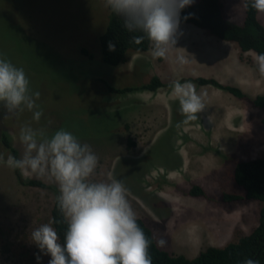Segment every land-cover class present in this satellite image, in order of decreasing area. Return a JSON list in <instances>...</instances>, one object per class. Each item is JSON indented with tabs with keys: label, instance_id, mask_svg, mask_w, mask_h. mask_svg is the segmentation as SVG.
I'll use <instances>...</instances> for the list:
<instances>
[{
	"label": "rangeland",
	"instance_id": "374dc122",
	"mask_svg": "<svg viewBox=\"0 0 264 264\" xmlns=\"http://www.w3.org/2000/svg\"><path fill=\"white\" fill-rule=\"evenodd\" d=\"M220 1L224 15L240 23L244 0ZM107 14L105 0H0V53L25 69L30 88L40 93L36 103L43 112L37 122L26 108L8 113L0 104V130L18 158L25 125L44 129L49 136L61 128L72 132L98 157L91 179L122 181L137 217L149 227L156 245L171 254L190 258L207 245L222 246L248 233L257 222L258 202H224L220 194L243 193L232 179L235 161L264 157V107L192 82L205 107L196 120L180 123L185 118L170 87L117 94L107 85L146 83L156 75L163 83L202 76L237 87L223 73L231 61L244 68L246 82L256 84L239 87L253 97L264 93L254 52H241L233 41L180 22L178 48L167 59L153 58L149 45L144 51L129 50L123 62L109 65L101 60L97 40ZM256 17L264 27V13ZM180 54L190 62L176 63ZM0 154L5 160L10 154L1 143ZM32 178L51 185L54 192L19 184L12 168L0 163V264H48L51 258L30 234L48 223L59 192L55 183ZM191 184L204 196L189 195Z\"/></svg>",
	"mask_w": 264,
	"mask_h": 264
},
{
	"label": "clouds",
	"instance_id": "9594fccd",
	"mask_svg": "<svg viewBox=\"0 0 264 264\" xmlns=\"http://www.w3.org/2000/svg\"><path fill=\"white\" fill-rule=\"evenodd\" d=\"M192 3L193 0H105V6L123 20L124 28L141 33L132 37L133 42L140 44L147 39L152 57L164 59L178 48L175 45L180 13ZM250 5L264 13V0H250ZM115 47L109 42V50ZM253 60L264 76V53ZM189 62L186 55L176 57L180 65ZM169 87L185 118L180 123L196 120L205 105L195 84L177 79ZM39 97V91L30 88L25 69L0 53V104L4 109L16 113L26 108L38 122L43 115L36 103ZM19 141L23 146L21 156L8 154L5 160L0 154V163L18 169L26 179L35 176L55 183L59 192L56 204L67 225L63 243L54 227L55 220L39 225L30 234L40 251L51 257L48 264H152L151 241L138 223L123 182L115 178L91 179L98 157L90 145L63 128L49 136L44 129L30 125L20 129ZM36 259L39 261L40 256ZM243 264L258 261L248 258Z\"/></svg>",
	"mask_w": 264,
	"mask_h": 264
},
{
	"label": "trees",
	"instance_id": "16d2710c",
	"mask_svg": "<svg viewBox=\"0 0 264 264\" xmlns=\"http://www.w3.org/2000/svg\"><path fill=\"white\" fill-rule=\"evenodd\" d=\"M247 5V6H246ZM257 11L250 5V0L243 1V18L240 23L226 19L222 13L220 0H196L190 6H185L180 13V22L191 23L194 26L205 29L209 34L223 41H233L238 49L253 51L255 56L264 53V27L258 21ZM186 17V18H185ZM139 32H129L123 26V20L113 14L108 8L107 20L101 33L98 35V47L101 60L109 65H116L126 59V53L131 51H144L149 47L145 39L142 43L133 42V36H139ZM109 42L115 44V50H109ZM191 81L198 85H211L225 90L231 95L245 99L256 108L264 107V93L249 97L238 87L225 85L210 77H187L180 79ZM169 83H163L156 75H152L146 83L112 87L107 85L109 91L117 94L147 90L154 91L160 86L169 87ZM0 143L9 153L18 158L17 151L12 147L8 135L0 130ZM16 181L22 185L47 188L54 192V188L37 179L24 178L18 169H12ZM232 179L235 185L242 189V194L222 192L220 200L224 202L250 199L258 202L256 225L246 234L239 235L234 241H229L222 246L207 245L188 258L182 254H171L159 248L151 234L149 227L138 218V223L151 241L149 254L152 264H243L248 258L264 264V157H255L247 160H237L233 163ZM187 193L191 196H204L203 190L191 184ZM52 200L48 222L55 220L60 242L63 243L66 223L56 204V197Z\"/></svg>",
	"mask_w": 264,
	"mask_h": 264
},
{
	"label": "crops",
	"instance_id": "0c3cea01",
	"mask_svg": "<svg viewBox=\"0 0 264 264\" xmlns=\"http://www.w3.org/2000/svg\"><path fill=\"white\" fill-rule=\"evenodd\" d=\"M222 13H223V10H222ZM223 16L226 19L234 20V18H230V17L225 16L224 13H223ZM243 72H244V68H242L241 65H238L234 62L228 61L226 64H224L223 73L229 74L231 76V80H233L232 83L237 85L238 88L240 86H245L247 88H252V87L255 88L256 84L253 85L252 83H250V81L246 82L243 79V77H242Z\"/></svg>",
	"mask_w": 264,
	"mask_h": 264
}]
</instances>
